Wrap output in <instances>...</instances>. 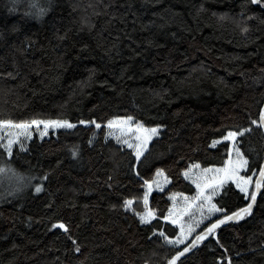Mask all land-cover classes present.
Wrapping results in <instances>:
<instances>
[{
    "label": "trees",
    "instance_id": "obj_1",
    "mask_svg": "<svg viewBox=\"0 0 264 264\" xmlns=\"http://www.w3.org/2000/svg\"><path fill=\"white\" fill-rule=\"evenodd\" d=\"M40 7L47 11L37 18ZM263 107L264 6L251 0H0V119L75 125L43 137V125H33L11 157L0 147V165L34 178L24 188L11 173L0 175V264H167L185 246L159 235L175 239L180 230L163 218L170 209L175 215L191 204V219L181 217L195 228L186 243L224 215L200 208L186 169L199 164L193 173L223 175L216 170L236 158L237 146L248 160L240 175L252 176L255 189L264 133L251 120ZM127 116L158 130L139 161L117 142L120 129L107 127ZM248 127L236 142L222 139ZM22 131L5 126L0 142ZM121 139L135 142L131 133ZM5 176L11 185L3 187ZM249 202L231 181L212 197L228 214ZM148 209L154 217L141 223L137 213ZM229 260L264 264V187L249 215L216 229L177 264Z\"/></svg>",
    "mask_w": 264,
    "mask_h": 264
},
{
    "label": "snow or ice",
    "instance_id": "obj_2",
    "mask_svg": "<svg viewBox=\"0 0 264 264\" xmlns=\"http://www.w3.org/2000/svg\"><path fill=\"white\" fill-rule=\"evenodd\" d=\"M251 3L253 4H259L261 6H264V0H251ZM32 8H36L37 5L32 4L30 5ZM47 11L46 8L40 7L37 12L32 13L37 18L42 16ZM242 31H247V29H242ZM59 39H64L65 37L60 36ZM133 117L127 116V117H116L112 120H109L107 122L108 128H119L121 136H126L127 134L131 133L135 136V142H129V139H121V136H117V142L127 144L129 148L134 149V154L137 159V161L140 160L141 156L144 154V151L148 147L149 141L152 139L153 136H156L158 134L157 128H147L145 127L141 122L135 121L134 123ZM80 124H88L92 123L95 124L96 128H100L101 125L99 123H96V121H86L81 120L79 121ZM37 126L43 125V131L40 132V136L43 137L48 134L49 128H73L75 127L74 124L70 123L68 120L64 119H57V120H51V119H32L31 121H20V122H14L12 120H2L0 119V129L4 128L5 126H8L10 128H16L23 130L22 132L15 133V138H13V135L9 133V138L7 139L6 144L0 142V147L4 148L6 154L11 157L13 155V145L15 143H18V137L23 134L26 136V138H31V132L28 131V129L31 126ZM251 125H255L261 129H264V108H262L259 112V119H252ZM251 127L248 128H241L239 130H229L227 131L226 135L222 136L223 140L227 141H237L238 136L244 135L246 132H251ZM219 141L214 140L212 142V146H215L216 143ZM21 148H23V144L21 143ZM235 151V159H232L231 155L227 161H225V166L221 169H217L216 173H223V175H214L211 179H209L204 174L211 171L210 169H203L202 172L193 173L192 169H199V164H193L188 169L184 171V176L186 179H192L193 183L196 184V187L198 189V197L199 199H202L204 203L200 205V208L202 209L205 204L207 205L209 213H224L222 218L217 219L215 222L210 223L202 232L197 234L194 239L190 241V243H186L188 241L189 236L195 231L194 226L191 223H185L182 222L181 217L184 215H189L191 219V215L189 213V209L191 208V204L187 203L182 210L177 213L173 214L172 210H169V214L164 216L163 218L165 220H170L172 224H175L179 227V232L175 235V239H169V237L161 231L159 233L160 237L163 239V241L172 246H178V245H185L182 250L176 251L168 260L167 264H177V261L180 259V257L184 256L185 253L189 252L191 249L197 247L202 241H204L209 235H215V230L221 225L224 224L226 221L231 220H240L244 216L249 215L251 213V209L253 206V203L256 201L257 191L264 187V166H261L259 169V176L255 180V190L249 192V185L253 182L252 176L247 175H240L241 169H246L248 166V160L245 158V156L242 154L241 149L237 146H234L233 149H230L231 151ZM76 155V152L73 151V156ZM11 173L13 177L16 178V181L18 184L20 183H31V180L34 179L33 177H25L22 174H19L10 163L5 162L3 165H0V175ZM157 173L161 174V170L157 169ZM42 179H47V176L45 175L42 177ZM231 181L236 185V187L239 189L241 193L245 195L246 198H250V202L247 204L246 207L239 208L237 211L231 212V214H228L224 207H218L217 204L212 203V197L217 195L220 189L228 182ZM146 185L151 186L149 181H145ZM204 189H210L209 192H205ZM35 191L37 193L42 191V185L40 183H37L35 185ZM225 194H227L225 192ZM144 203L147 206L148 200H147V193L144 195ZM132 205V200H125L124 201V207L130 208ZM137 215L140 218L141 223H148L153 217L154 212L151 209H148L145 213H137ZM53 228L59 227L63 229L66 233L69 231L68 228L64 223H53ZM68 239L72 241L73 244V250L75 252L80 251V246L77 244V241L72 238L71 235L68 236ZM219 243V241H217ZM228 264H231V261L229 260Z\"/></svg>",
    "mask_w": 264,
    "mask_h": 264
},
{
    "label": "water",
    "instance_id": "obj_3",
    "mask_svg": "<svg viewBox=\"0 0 264 264\" xmlns=\"http://www.w3.org/2000/svg\"><path fill=\"white\" fill-rule=\"evenodd\" d=\"M264 108V107H263ZM262 131H263V133H264V129H262ZM262 166H264V161H263V164H262ZM259 176V175H258ZM258 178V177H257ZM255 190V189H254ZM260 191H261V189H259L258 191H257V196H256V201H257V198H258V196H259V193H260ZM256 201H255V203H253V206H252V209H251V211L253 210V208H254V206H255V204H256ZM237 220H231V221H226L224 224H221L218 228H220V227H223L224 225H226L227 223H235ZM217 228V229H218ZM208 237H210V235L208 236ZM207 237V238H208ZM206 238V239H207ZM188 253L189 252H187V253H185V255L184 256H182V257H180V259L181 258H185L187 255H188ZM178 262V261H177Z\"/></svg>",
    "mask_w": 264,
    "mask_h": 264
},
{
    "label": "rangeland",
    "instance_id": "obj_4",
    "mask_svg": "<svg viewBox=\"0 0 264 264\" xmlns=\"http://www.w3.org/2000/svg\"><path fill=\"white\" fill-rule=\"evenodd\" d=\"M10 184L11 185V181H10V179H9V177L8 176H5L4 178H2V185H3V187H5L6 186V184ZM26 186H27V184L25 183L24 184V188H26Z\"/></svg>",
    "mask_w": 264,
    "mask_h": 264
}]
</instances>
